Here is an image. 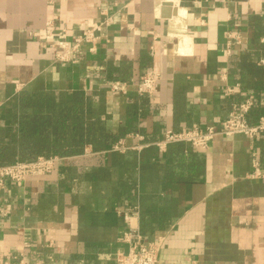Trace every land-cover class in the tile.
Here are the masks:
<instances>
[{
    "label": "crops",
    "instance_id": "0c3cea01",
    "mask_svg": "<svg viewBox=\"0 0 264 264\" xmlns=\"http://www.w3.org/2000/svg\"><path fill=\"white\" fill-rule=\"evenodd\" d=\"M104 20L94 50L82 44L75 60L56 61L55 41L72 44ZM228 33L240 41L230 53ZM260 60L264 0H0V143L17 141L21 92L81 93L86 126L95 121L106 138L56 157L48 174L6 182L0 263L23 250L25 264H115L135 242L121 240L131 226L160 239L157 264H264V179L250 177L252 152L264 170V140L218 135L185 154L135 149L130 136L153 143L166 130L218 128L247 95L264 113ZM147 71L159 80L140 115ZM234 84L240 92L224 97ZM119 139L129 149L111 151ZM129 201L139 215L126 220Z\"/></svg>",
    "mask_w": 264,
    "mask_h": 264
},
{
    "label": "built area",
    "instance_id": "2783aa9c",
    "mask_svg": "<svg viewBox=\"0 0 264 264\" xmlns=\"http://www.w3.org/2000/svg\"><path fill=\"white\" fill-rule=\"evenodd\" d=\"M107 25V20L102 21L97 26L84 29L79 36L74 39L72 44L65 41H55L51 48L55 50V59L58 62H71L76 59V52L80 49L82 44H90L91 51L94 50L93 46L102 36V26ZM50 31L52 29L49 25ZM240 44L239 38L228 33L227 41L225 44L227 53H230L231 47ZM264 64V60L259 61V65ZM159 80L158 74L155 72L147 71L140 76L137 83L136 94L139 97H152L156 84ZM113 91H124V84L120 82H113L109 85ZM239 84L227 85L223 88L222 94L224 97H232L237 95ZM256 106V100L252 96H244L240 101L232 104L231 109L228 111L226 117L222 120L220 127L214 126H193L191 128H183L180 130H166L162 139L153 143H147L143 135L139 133L130 134L141 143L135 149L147 147L149 145L155 146L159 152H165L168 148L182 147L183 153L188 151L203 152L209 142L216 136H242L250 143H255L257 140H264V114L257 116L253 121L249 115ZM111 151L122 153L128 147L123 143V139H119L110 148ZM251 173L252 179H264V170H262L261 163L258 160L257 153H251ZM56 157H38L30 162L17 161L12 164L0 166V190L5 188L6 182L22 183L29 176H41L48 174L52 171ZM139 210L137 206L128 207L123 212L126 220L130 217H138ZM134 238L135 242L130 245L126 253H118L115 257V264H157L158 252L160 249V239L156 238L152 241H145L138 228L130 226L129 231L124 233L121 240L130 242ZM28 248V244L24 245V249ZM25 252L23 250L13 255L14 259L8 257L0 264H11V260H16L19 264L24 263ZM10 257V256H9Z\"/></svg>",
    "mask_w": 264,
    "mask_h": 264
},
{
    "label": "trees",
    "instance_id": "16d2710c",
    "mask_svg": "<svg viewBox=\"0 0 264 264\" xmlns=\"http://www.w3.org/2000/svg\"><path fill=\"white\" fill-rule=\"evenodd\" d=\"M239 92L238 89L237 93ZM61 95L63 94L19 93V104L15 110L19 112L17 141L12 142L13 145L9 142L0 143V166L17 161L30 162L38 157L78 156L85 144H92L96 148L106 144V138L103 140L104 136L95 121L87 126L85 124L83 95L73 93L69 101L63 99ZM146 98L141 97L140 107L135 105L134 113L140 115L144 113L148 108V104L144 105ZM255 108L249 115L252 121L264 114ZM181 149L183 150L182 147ZM179 162L183 161L179 160L177 163ZM129 202L133 207V202Z\"/></svg>",
    "mask_w": 264,
    "mask_h": 264
}]
</instances>
